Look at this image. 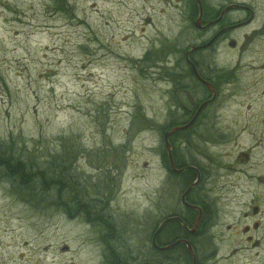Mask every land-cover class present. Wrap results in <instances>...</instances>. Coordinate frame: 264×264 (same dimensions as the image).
<instances>
[{
    "label": "rangeland",
    "instance_id": "1",
    "mask_svg": "<svg viewBox=\"0 0 264 264\" xmlns=\"http://www.w3.org/2000/svg\"><path fill=\"white\" fill-rule=\"evenodd\" d=\"M175 9L170 0H0V150L41 170L59 167L66 180L56 201L54 182L23 191L0 170V264H78L74 256L89 245L82 242L144 240L147 228L179 204L178 187L166 181L162 132L171 87L167 50L182 32ZM247 62L230 49L210 58L225 69ZM225 98L216 127L263 131L264 104L249 110L240 96ZM68 172L103 199L99 207L107 208L115 232L78 215L66 192ZM62 241L69 252L60 251Z\"/></svg>",
    "mask_w": 264,
    "mask_h": 264
},
{
    "label": "flooded vegetation",
    "instance_id": "2",
    "mask_svg": "<svg viewBox=\"0 0 264 264\" xmlns=\"http://www.w3.org/2000/svg\"><path fill=\"white\" fill-rule=\"evenodd\" d=\"M170 2L182 32L167 50L171 87L162 132L171 147L166 181L178 187L179 204L147 228L144 240L101 236L82 242L89 244L86 253L74 258L78 264H264L258 249L264 239V129L234 131L214 123L226 96H240V107L249 110L264 104V0ZM222 49L243 53L246 67L212 65L211 56ZM59 209L72 215L71 208ZM226 216L233 221L219 222ZM95 221L86 219L92 227ZM59 249L67 253L70 246L62 241Z\"/></svg>",
    "mask_w": 264,
    "mask_h": 264
},
{
    "label": "trees",
    "instance_id": "3",
    "mask_svg": "<svg viewBox=\"0 0 264 264\" xmlns=\"http://www.w3.org/2000/svg\"><path fill=\"white\" fill-rule=\"evenodd\" d=\"M14 153L15 151L11 149L0 150V170H2V172L6 175L7 178H9L13 183L17 185L18 189L23 190L24 187L26 186L30 187L31 184H34L32 186V189L37 190L40 189L42 184L44 187H46L48 183L51 182L53 184L54 182V187L50 189L52 191H60L61 186L64 185V182H66V180L64 175L61 173V171L59 172L60 170L59 167L53 170L51 165L49 169L41 170L39 166L37 165H34V167L33 165L30 166L28 161L25 160L22 161L20 158H17L14 155ZM60 159L62 160V162H64L66 157L61 156ZM163 160H166V152L163 153ZM31 169H33V171H31ZM66 176L68 177V181L71 187L73 188L72 190V188L69 186L66 192H69V194L73 195V196L71 195L69 196L75 202V204H73L75 208L87 209L88 212L86 214H83L84 218L86 219L95 216L96 218L94 220H99V222L103 220L104 224L106 225L103 226V229L107 230L105 232L106 234L108 231L112 233L115 232L116 227L113 220L111 219L110 215L107 212V208L99 207V205L102 204L103 199L97 198L98 196L96 198L93 197L91 193V189L88 188V186L84 182L74 179L72 172L71 173L68 172ZM35 185L38 186V188ZM92 208H98L99 212L94 213L93 212L94 210H91Z\"/></svg>",
    "mask_w": 264,
    "mask_h": 264
},
{
    "label": "bare ground",
    "instance_id": "4",
    "mask_svg": "<svg viewBox=\"0 0 264 264\" xmlns=\"http://www.w3.org/2000/svg\"><path fill=\"white\" fill-rule=\"evenodd\" d=\"M28 247V246H27Z\"/></svg>",
    "mask_w": 264,
    "mask_h": 264
}]
</instances>
